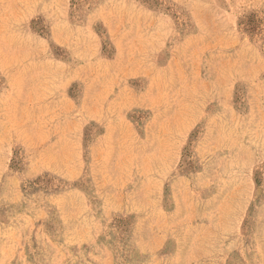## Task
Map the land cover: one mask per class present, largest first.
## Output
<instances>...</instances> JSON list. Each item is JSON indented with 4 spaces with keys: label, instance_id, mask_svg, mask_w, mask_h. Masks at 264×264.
I'll return each mask as SVG.
<instances>
[{
    "label": "rangeland",
    "instance_id": "1",
    "mask_svg": "<svg viewBox=\"0 0 264 264\" xmlns=\"http://www.w3.org/2000/svg\"><path fill=\"white\" fill-rule=\"evenodd\" d=\"M0 264H264V0H0Z\"/></svg>",
    "mask_w": 264,
    "mask_h": 264
}]
</instances>
